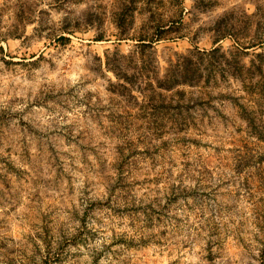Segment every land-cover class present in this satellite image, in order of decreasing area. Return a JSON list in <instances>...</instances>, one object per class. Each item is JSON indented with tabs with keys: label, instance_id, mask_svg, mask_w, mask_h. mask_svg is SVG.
<instances>
[{
	"label": "rangeland",
	"instance_id": "1",
	"mask_svg": "<svg viewBox=\"0 0 264 264\" xmlns=\"http://www.w3.org/2000/svg\"><path fill=\"white\" fill-rule=\"evenodd\" d=\"M0 264H264V0H0Z\"/></svg>",
	"mask_w": 264,
	"mask_h": 264
}]
</instances>
